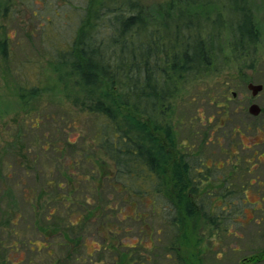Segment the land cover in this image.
Listing matches in <instances>:
<instances>
[{
    "label": "rangeland",
    "instance_id": "1",
    "mask_svg": "<svg viewBox=\"0 0 264 264\" xmlns=\"http://www.w3.org/2000/svg\"><path fill=\"white\" fill-rule=\"evenodd\" d=\"M102 2L10 0L8 10L0 9V44L6 45V53L0 52V264H11L21 253L24 257L31 253L37 264L48 259L42 245L36 243L43 238L38 229L111 228L165 229L162 235L153 232V243L145 239L136 249L154 259L161 255L162 264L168 263L160 248L168 244L165 233L169 230L174 232L172 237L179 235L174 246L186 264H242L245 258H251L247 264L252 259L258 260L254 264H264V216L252 215V205L234 201L236 211L231 215L233 211L224 212L220 202L194 201L191 205L196 210L202 208L200 215L183 213L182 223L174 220L179 214L158 193L148 171L144 170L138 183L117 175L116 164L100 149L108 121L81 112L67 96L52 60L59 50L74 45L86 17H90L88 23L99 24L95 17ZM140 2L144 9H152L166 6L170 0ZM205 7L198 12L202 18H210L206 24L220 16L216 45L226 55L220 52L212 70L205 69L200 76L192 73L184 80L172 100V112L162 121L186 148L201 142L202 137H192V132L203 131L208 115L217 112L219 104L211 105L207 98L210 85L228 82L234 91H241L243 80L237 77L236 68L254 62V83L264 84V0L247 2L256 26L254 43L250 39L237 42L232 29L236 25L232 27L228 19L230 5ZM233 16L236 22L243 15ZM100 23L106 24L107 19ZM80 90L75 87L73 91ZM110 132L113 142L114 132ZM121 181L135 185L126 189ZM172 229H178L177 234ZM158 237L162 243L157 242ZM29 240L35 242L28 244ZM62 240L60 236L52 239L50 263L63 264L67 251L58 246ZM153 247L157 250H151ZM65 262L76 264L75 260Z\"/></svg>",
    "mask_w": 264,
    "mask_h": 264
},
{
    "label": "trees",
    "instance_id": "2",
    "mask_svg": "<svg viewBox=\"0 0 264 264\" xmlns=\"http://www.w3.org/2000/svg\"><path fill=\"white\" fill-rule=\"evenodd\" d=\"M9 2L2 0L0 9L8 10ZM247 2L170 0L166 6L144 9L140 0H103L95 17L99 24L88 23L90 17H86L74 45L59 50L52 60L58 81L81 112L108 121L100 149L114 161L119 177L138 183L145 170L150 173L152 183L160 174L164 178H168L166 173L177 178L174 185L164 180L156 188L173 205L179 214L174 220L181 223L183 213L189 217L200 215L202 208L197 206L196 210L187 198L192 183L189 167L184 165L187 156L181 153L188 151V147L177 141L162 121L172 112V100L182 90L184 80L192 73L200 76L205 69L212 70L220 52L224 53L216 45L220 16L209 25L206 23L210 18H202L198 11L210 5H230L228 19L232 27L236 25L232 29L237 42L250 39L254 43L256 26ZM238 12L243 15L242 20L235 22L233 15ZM105 19L106 24L100 23ZM0 52L6 53L5 43L0 44ZM75 87L81 90L73 91ZM106 131L108 135H104ZM176 146L181 147L183 157L179 154V158L172 160L171 152ZM123 182L120 186L126 189L135 185ZM174 194H178L177 199L171 198ZM203 216L206 217V212Z\"/></svg>",
    "mask_w": 264,
    "mask_h": 264
},
{
    "label": "flooded vegetation",
    "instance_id": "3",
    "mask_svg": "<svg viewBox=\"0 0 264 264\" xmlns=\"http://www.w3.org/2000/svg\"><path fill=\"white\" fill-rule=\"evenodd\" d=\"M254 69H256L255 62L251 66L242 65L236 68L237 77L243 80V89L239 92L234 91L228 82L220 86L210 85L207 98L211 105L219 104L216 106L217 112L208 115L207 124L202 125L205 128L203 131L197 130L195 134L194 131L192 132V137H202L201 142L197 143L198 145L192 142L194 145L187 148L188 152L181 153L187 156L188 162L184 165L189 167L192 183V191L187 194V198L192 202L207 200L220 202L225 207L224 212L233 211L229 212L231 215L236 211L233 210L234 201L241 200L247 206L252 205L250 210L252 215L261 213L264 216V84L254 83ZM248 70L251 71L248 72ZM253 85H260L262 89L255 94ZM180 148L176 146L171 152L172 160L181 156ZM213 171L214 174H212ZM164 180L174 185L177 178L172 176L164 178L160 174L154 179L157 185H162ZM171 198L177 199L178 194H174ZM66 199V197L62 198L65 203ZM38 230H42L43 238L41 242L36 243L42 245L48 257L43 259L41 264H56V261L50 263V258L53 255L51 253L52 239L58 236L63 239L58 246L67 251L65 259L61 260L63 264H67L65 261L74 260L76 264H155L154 261L162 264L159 259L161 255L154 259L141 254L136 249L145 239L153 243V232L162 235L165 229ZM172 230L177 234L178 229ZM133 232L138 236H128V233ZM171 233L174 232L166 231L165 234L169 237L168 244H163L160 250L165 253L167 264H186L183 258L178 257L179 249L174 246V240L179 235L172 237ZM34 242L29 240L28 244ZM157 242L162 243V237H158ZM151 250H157V248L153 247ZM29 251L35 250L29 248ZM250 259L245 258L242 264H247L251 261ZM252 261L251 264H254L258 260L252 259ZM11 264L37 263L31 253L27 257L21 253L15 260H11Z\"/></svg>",
    "mask_w": 264,
    "mask_h": 264
},
{
    "label": "water",
    "instance_id": "4",
    "mask_svg": "<svg viewBox=\"0 0 264 264\" xmlns=\"http://www.w3.org/2000/svg\"><path fill=\"white\" fill-rule=\"evenodd\" d=\"M252 87L254 89L255 94H257L262 89V86H260V85H258V86L257 85L254 86L253 85Z\"/></svg>",
    "mask_w": 264,
    "mask_h": 264
}]
</instances>
